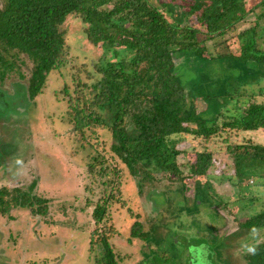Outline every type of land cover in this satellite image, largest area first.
<instances>
[{
	"label": "rangeland",
	"instance_id": "obj_1",
	"mask_svg": "<svg viewBox=\"0 0 264 264\" xmlns=\"http://www.w3.org/2000/svg\"><path fill=\"white\" fill-rule=\"evenodd\" d=\"M151 1L170 21L193 3ZM247 1L249 8L258 0ZM261 10L259 7L249 12L226 34L204 42L214 59L206 61L202 72L206 78L216 75L215 87L221 83L225 89L231 75H240L238 62L221 55L240 51L238 33L253 26ZM199 13H191L185 21L197 25ZM260 23L256 39L264 48V20ZM84 26L81 17L68 15L64 24L70 46L67 62L48 73L42 92L33 100L27 89L32 65L29 58L20 57L25 59L22 75L17 69L0 81V88L6 90L5 105H0V186L26 188L35 182L36 193L48 201L46 214H35L28 207H12L7 214H0V264H97L102 247L92 243V236L101 232L105 221L96 222L93 211L105 199L109 200L106 217L112 223L110 244L117 264H198L189 248L199 245L204 246L203 264H253L250 255L240 251L238 242L249 236L242 222L264 209V179L262 184H245L256 182L246 180L238 189L242 181L231 180L235 170L228 146L251 141L264 145V128L237 135L235 130L231 137L223 133L206 141L214 151V162L207 178L201 179L190 170L194 151L202 149L201 138L188 133L174 134L171 145L180 150L177 162L185 179H173L166 172L155 173V179H146L141 187L139 176H133L113 155L110 139L93 152L79 147L77 132L69 120L67 110L73 108L71 98L76 95V82L91 84V73L97 74L94 63L104 56V47L88 40ZM240 66L245 73L246 62ZM249 83V94L255 93L250 101L264 102V93L259 91L264 86V76L259 83ZM187 101L195 103L200 114L209 117L204 114L207 102L202 97L192 101L188 96ZM222 119L220 116L219 122ZM102 132L98 129L96 133L95 139L100 142ZM89 154L104 156L102 166L107 170L101 174L90 172L86 164ZM254 191L257 198L250 203L246 196ZM135 221L139 222L140 232L149 231V238L132 234ZM261 237L257 244L264 234Z\"/></svg>",
	"mask_w": 264,
	"mask_h": 264
},
{
	"label": "trees",
	"instance_id": "obj_2",
	"mask_svg": "<svg viewBox=\"0 0 264 264\" xmlns=\"http://www.w3.org/2000/svg\"><path fill=\"white\" fill-rule=\"evenodd\" d=\"M247 4V0H193L188 9L170 21L151 0H1L0 81L17 69L22 75L25 59L20 57L29 58L32 65L27 89L33 100L42 92L48 73L67 62L70 46L64 24L69 14L78 15L85 24L88 40L104 47V56L94 63L97 74L91 73L94 81L76 82V95L71 98L73 108L67 110L81 143L79 147L93 152L110 139L113 155L133 176H139L143 187L146 179H155V173L166 172L173 179H185L177 162L180 150L171 145V136L193 134L201 138L202 149L194 151L191 174L207 178L214 151L206 141L223 133L231 137L235 130L237 135L264 128V102L250 101L255 90L249 94L248 88L250 81L259 83L264 76V48L256 39L257 25L264 20V0L249 8ZM259 7L262 10L255 24L238 33L240 51L221 55L238 62L240 75H231L225 89L221 83L215 87L216 75L206 78L202 72L206 61L214 59L204 42L226 34ZM198 11L197 25L185 21ZM107 52L111 56L107 57ZM245 62L243 73L240 65ZM0 91L6 95V90ZM259 91L263 94L264 86ZM188 96L192 101L202 97L207 102L204 114L209 117L200 114L195 103H188ZM244 96H248L246 100L242 99ZM98 129L103 130L101 142L95 139ZM228 151L235 170L231 180L242 181L238 189L250 179L256 182L245 184H262L263 144L234 143ZM89 155L86 164L90 172L101 174L107 170L102 166L104 156ZM98 165L101 167L97 171ZM36 184L31 182L26 188L0 186V214H7L12 207H28L35 214H46L48 201L36 193ZM256 195V191L248 192L246 198L254 203ZM108 201L97 203L93 211L96 222L105 221L101 232L92 236V243L102 247L97 264H117L110 244L112 223L106 217ZM138 223L132 225V234L149 238V231L140 232ZM242 226L247 230L256 227L258 238L262 239L264 209L248 217ZM250 261L264 264V238L257 244V253L250 255Z\"/></svg>",
	"mask_w": 264,
	"mask_h": 264
},
{
	"label": "clouds",
	"instance_id": "obj_3",
	"mask_svg": "<svg viewBox=\"0 0 264 264\" xmlns=\"http://www.w3.org/2000/svg\"><path fill=\"white\" fill-rule=\"evenodd\" d=\"M258 229L252 227L249 230L248 238L242 239L238 242V246L241 252L248 255H255L257 253V243H258ZM189 253L191 257L198 262V264H203L205 257L204 246H193L189 248Z\"/></svg>",
	"mask_w": 264,
	"mask_h": 264
},
{
	"label": "water",
	"instance_id": "obj_4",
	"mask_svg": "<svg viewBox=\"0 0 264 264\" xmlns=\"http://www.w3.org/2000/svg\"><path fill=\"white\" fill-rule=\"evenodd\" d=\"M0 105L1 106H4L5 105V99H4V96L2 94V92L0 91Z\"/></svg>",
	"mask_w": 264,
	"mask_h": 264
}]
</instances>
